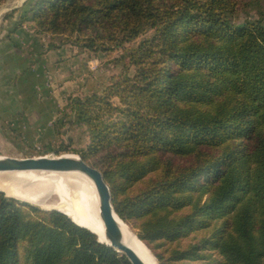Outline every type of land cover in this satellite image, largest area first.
<instances>
[{"label":"trees","instance_id":"obj_1","mask_svg":"<svg viewBox=\"0 0 264 264\" xmlns=\"http://www.w3.org/2000/svg\"><path fill=\"white\" fill-rule=\"evenodd\" d=\"M15 14L14 31L30 23L91 52L150 32L126 51L131 77L67 99L89 133L80 157L160 264H264V0H26ZM0 264L130 263L0 192Z\"/></svg>","mask_w":264,"mask_h":264},{"label":"rangeland","instance_id":"obj_2","mask_svg":"<svg viewBox=\"0 0 264 264\" xmlns=\"http://www.w3.org/2000/svg\"><path fill=\"white\" fill-rule=\"evenodd\" d=\"M25 1L26 0H2L0 2V80L2 78V74L5 73L4 70L10 72V63L7 59L8 54L13 53L17 56H22L27 51L26 45L24 44L25 42H23L22 35L16 34L15 31L18 28H24L26 31H33L32 25L30 23H24L20 27L15 28L14 31V22L18 15L15 14L12 18H5L8 13H10L13 9L20 7ZM254 15V13L245 14L244 12H240V14H238L239 18H237V20L241 23L245 19L254 17ZM36 34L41 37L42 42L46 48L49 43H53L56 46H62L67 56L69 55L71 57H80L77 66L74 65L76 66L77 70L75 72V89L65 95L64 104L59 105L58 111L55 113L52 119V128L56 134L55 136L57 137V139L55 138L52 141V145H42L40 143H37L36 145L27 147V150L24 149L25 153H23L22 151L17 150L14 141L9 140L17 138H9L7 134L9 133L8 129L1 128L2 125H0V157L22 158L38 157L43 155H70L81 158L80 153L85 152L87 146L90 143L89 133L84 125H75L73 123L72 117L69 116L70 111L66 106L67 99L69 97H83L85 95H90L93 93L101 94V92L105 90L106 87L114 83L120 75L123 74L131 77L133 74V69L127 64L128 60L126 57V51L130 48L135 47L143 38L148 37L150 35V32L138 36L133 41L123 44V46L114 47L110 52H91L88 50H79L75 45L68 43L65 37H52L51 35H44L40 33ZM17 61L18 63L21 62L22 64L24 63V58L22 61L20 60V58ZM14 74L15 73L12 72L9 76L13 77ZM20 76L21 73L19 74V77ZM4 80H10V77L6 76L4 77ZM46 80L49 82V77L46 78ZM111 101L113 103H117L115 98L111 99ZM46 148L49 151H46ZM86 163L95 167L92 163V160H89ZM4 193L3 195H5ZM7 199H12L17 201L18 203L25 204L14 198ZM25 205L34 207L28 204ZM21 208L26 218H40V215L37 212L35 213L31 211L29 208ZM34 208L46 212L54 211L44 210L37 207ZM125 224L130 229V231L139 238L137 230L129 224ZM189 240L190 239H183L181 241V244L185 245L187 244L186 242H189ZM142 242L145 247L151 252V255L155 257L153 251L144 243V241ZM23 247L24 243H22L20 246V255L22 258L24 253ZM157 262L160 264L158 260Z\"/></svg>","mask_w":264,"mask_h":264},{"label":"crops","instance_id":"obj_3","mask_svg":"<svg viewBox=\"0 0 264 264\" xmlns=\"http://www.w3.org/2000/svg\"><path fill=\"white\" fill-rule=\"evenodd\" d=\"M15 33L22 35L27 51L19 57L8 54L10 72L4 70L0 80V127L8 129L9 138H17L9 140L25 153L27 147L52 145L57 139L52 119L64 104L65 95L75 89L80 57L67 56L62 46L46 48L33 31L18 28ZM19 58H24V63H18ZM12 72L13 77L9 76ZM6 76L10 80H4Z\"/></svg>","mask_w":264,"mask_h":264},{"label":"bare ground","instance_id":"obj_4","mask_svg":"<svg viewBox=\"0 0 264 264\" xmlns=\"http://www.w3.org/2000/svg\"><path fill=\"white\" fill-rule=\"evenodd\" d=\"M4 9V8H2ZM0 189L6 195L43 209L64 213L73 223L96 232L105 242L97 215L98 200L90 179L80 172H11L0 173ZM125 241L146 264H156L151 252L126 226L122 225Z\"/></svg>","mask_w":264,"mask_h":264},{"label":"water","instance_id":"obj_5","mask_svg":"<svg viewBox=\"0 0 264 264\" xmlns=\"http://www.w3.org/2000/svg\"><path fill=\"white\" fill-rule=\"evenodd\" d=\"M80 172L86 175L92 182L98 200L97 215L103 228V238L105 242H101L96 235V232L90 228H84L96 236V241L100 244L110 247L115 252L124 256L130 264H146L140 255L125 241L123 237L122 225H127L119 218L112 206V199L109 187L103 179V175L97 168L89 165L79 157L70 155L61 156H38V157H0V173L11 172ZM1 192L4 193L0 189ZM5 194V193H4ZM7 198H14L4 195ZM16 199V198H14ZM18 200V199H16ZM25 204L40 208L28 202L18 200ZM43 209V208H40ZM52 210V209H44ZM77 225L76 223H74ZM79 226V225H77ZM81 227V226H80ZM82 228V227H81ZM128 228V227H127ZM129 229V228H128ZM136 240L143 242L136 236ZM144 245V244H143ZM145 246V245H144ZM153 256V255H152ZM156 264H159L153 256Z\"/></svg>","mask_w":264,"mask_h":264}]
</instances>
